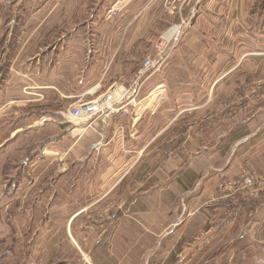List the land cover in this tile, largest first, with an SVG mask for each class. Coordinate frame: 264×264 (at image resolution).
<instances>
[{"label":"rangeland","instance_id":"374dc122","mask_svg":"<svg viewBox=\"0 0 264 264\" xmlns=\"http://www.w3.org/2000/svg\"><path fill=\"white\" fill-rule=\"evenodd\" d=\"M115 1L13 3L14 12L45 14L27 22L48 33L46 43L60 36L64 83L95 63L103 86L111 78L128 93L138 89V104L114 114L128 126L142 116V132L121 140L115 161L125 158L128 174L103 196L113 181L100 178L124 172L122 163L95 155L77 164L70 150L45 149L68 148L55 144V127L83 125L68 111L87 100L63 103L47 120L52 141L37 136L30 150L23 127L10 133L22 124L20 107L1 108L0 125L13 128L0 134V264H80L83 247L100 257L118 252L129 264H264V0H131L113 8ZM178 24L175 46L139 73L158 36ZM1 52L8 67L11 55ZM147 107L153 113H142ZM79 208L70 231L65 222ZM115 232L119 244L109 245ZM77 238L94 244L80 247Z\"/></svg>","mask_w":264,"mask_h":264},{"label":"crops","instance_id":"0c3cea01","mask_svg":"<svg viewBox=\"0 0 264 264\" xmlns=\"http://www.w3.org/2000/svg\"><path fill=\"white\" fill-rule=\"evenodd\" d=\"M25 1L27 2L28 0H0V57L3 55L1 49H5L6 54L11 55L8 56V67L5 68L2 67V60L0 58V67L2 68H0V100L4 101L0 106V110L1 108L8 107L15 103L16 106L20 107L18 108V112L22 114V116H17L18 123H22L20 126L16 125L13 128L12 126L9 127L8 125L6 127L1 124L0 134H4L2 133L4 132V129L10 131L12 128L13 129L10 133L13 134V132L18 130V128L20 129L23 127L22 132L28 134V139L26 140L28 145L26 146V150H30L33 147L32 144H35L34 140H36L37 136L43 141L44 145H46L44 140L50 142L52 141L53 135L50 132V128L46 127L47 124L52 125V123H48L47 120L58 116L63 103H76L85 100H94L101 96L108 89V87L114 85L116 80L109 78L105 86H103L102 82H100V78L95 80V76L93 75V71L95 70L94 63L90 64V68H87L85 73L77 71L75 75L66 77L64 83V73L61 71L64 52L60 36L57 37V34L55 33L53 38L46 43L45 39L49 37L46 31L44 32L42 30L30 29V23L27 22V18L28 20L29 18H34L38 21V23H41L45 20V14L32 15L29 17L27 14L14 12L13 3L20 5L24 4ZM30 1L32 2L34 0ZM122 1L125 6L131 0H116L115 2L117 3ZM148 1L149 0H147V2ZM194 1L197 5H200L201 2H215L216 4L224 5V2L221 0ZM186 2L190 3V0H187ZM181 15L184 16L185 14ZM186 16H188V14H186ZM193 16V18H195L198 14H193ZM16 21H21L20 23L23 25L17 24L16 26H13L12 24ZM2 37L5 41L2 40ZM35 40H37V42H35ZM71 48V46H67L64 50L72 53ZM4 69L7 71L5 75L1 72ZM90 76H94V80L89 81ZM11 87H15L17 89L14 95L10 94ZM145 111H147V113H153L152 107H147L142 111V113ZM2 114L4 113L0 112V116H2ZM115 114H112L107 119L95 117L90 121H84L81 126H78L80 123H76V127L71 126V128H65V132H60V130L55 127V136L57 134L62 136L60 138H54L55 144H57V142L69 143V146L66 149H59L58 145H56L54 149H51L47 144L48 146L45 148L56 154H68V150H70L71 162L76 160L77 164L84 163L85 160L89 161L92 158H96L95 155L101 156V159H109L111 161L109 164L114 162L119 164L122 163L125 167L124 172L118 174V172L114 170L113 174L100 178V180L104 182L113 181L111 187L109 186L106 187L107 189L102 190L103 196L113 193V190L128 174V161L123 157H120L118 161H115L118 155H120V146H122L120 145L121 140L126 138V144L130 143L137 138L139 133L142 132V130L138 127L142 116L139 120L137 118L132 122H129L128 126L127 116ZM126 132L131 134L134 133L135 136L133 138L130 137L131 139L128 137L121 138V136ZM64 133L65 138L63 137ZM67 135H70L71 138L68 139ZM130 152L133 153L132 150H130ZM140 153L141 150L139 149L137 154L140 155ZM91 154H94V156L90 157ZM85 180H87V178ZM83 211L84 210L82 208H79L70 214L65 222L66 229L69 218L75 213L80 212L78 214L80 215ZM114 224L115 230L124 228L117 222ZM69 226L70 231H72L71 225H68V227ZM72 236L73 238L75 237L74 235ZM107 237V240L110 241L108 242L109 245L115 246L119 244L118 240L120 237H117L116 232L114 237ZM123 238L126 240V237ZM77 239L80 242L76 240V243H81L79 244L80 247H88L86 244H91V247L94 244V241H90L87 238ZM79 251L81 256L79 259L80 264H110L111 261H113L112 264L130 263L127 259H123L124 256L118 252L110 254V257H108L109 254H101L103 257H100V253L98 254V252H95L94 250L90 251L84 247ZM81 251L88 255L89 262L84 259ZM112 251H114V249Z\"/></svg>","mask_w":264,"mask_h":264},{"label":"built area","instance_id":"2783aa9c","mask_svg":"<svg viewBox=\"0 0 264 264\" xmlns=\"http://www.w3.org/2000/svg\"><path fill=\"white\" fill-rule=\"evenodd\" d=\"M118 5H120V2L115 3L112 7L114 8ZM181 26V24L173 25L158 36L153 45V56L143 61L139 73H141L143 69L154 68L161 59H164L178 41L181 33ZM131 89V92L128 93L125 87L114 84L98 98L71 107L68 111L69 115L74 120L84 122L95 117L107 118L114 113H127L128 110L125 109L126 106L130 105L134 107L138 104L136 98L139 91L136 88Z\"/></svg>","mask_w":264,"mask_h":264}]
</instances>
